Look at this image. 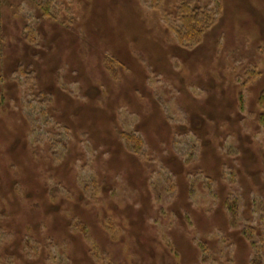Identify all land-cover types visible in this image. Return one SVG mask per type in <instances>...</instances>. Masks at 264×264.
I'll return each mask as SVG.
<instances>
[{
	"label": "rangeland",
	"instance_id": "obj_1",
	"mask_svg": "<svg viewBox=\"0 0 264 264\" xmlns=\"http://www.w3.org/2000/svg\"><path fill=\"white\" fill-rule=\"evenodd\" d=\"M261 97L264 0H0V264H264Z\"/></svg>",
	"mask_w": 264,
	"mask_h": 264
},
{
	"label": "trees",
	"instance_id": "obj_2",
	"mask_svg": "<svg viewBox=\"0 0 264 264\" xmlns=\"http://www.w3.org/2000/svg\"><path fill=\"white\" fill-rule=\"evenodd\" d=\"M151 1L156 4L159 0ZM179 18L181 26L176 32L179 43L182 45L189 42L199 43L203 32L208 28V13L183 5L179 10ZM260 102L264 106V97H261Z\"/></svg>",
	"mask_w": 264,
	"mask_h": 264
}]
</instances>
